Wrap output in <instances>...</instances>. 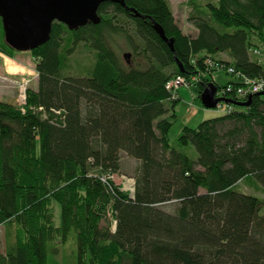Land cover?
I'll use <instances>...</instances> for the list:
<instances>
[{"label":"trees","instance_id":"obj_1","mask_svg":"<svg viewBox=\"0 0 264 264\" xmlns=\"http://www.w3.org/2000/svg\"><path fill=\"white\" fill-rule=\"evenodd\" d=\"M124 2L143 18L104 2L97 24L70 30L54 21L48 40L30 50L37 88L26 89L22 105L0 101V264H57L69 238L75 264H264V197L235 188L253 181L264 189V96L227 92L250 103L184 125L174 146L168 132L180 98L167 87L194 77L199 98L215 82L206 59L264 77L250 52L261 48L255 40L264 47V0H188L194 34L168 0ZM118 37L134 64L117 51ZM78 45L92 59L71 75ZM15 51L2 30L0 52ZM229 84L238 82L218 86ZM121 154L136 160L133 176L121 173ZM115 174L134 179L132 197Z\"/></svg>","mask_w":264,"mask_h":264},{"label":"rangeland","instance_id":"obj_2","mask_svg":"<svg viewBox=\"0 0 264 264\" xmlns=\"http://www.w3.org/2000/svg\"><path fill=\"white\" fill-rule=\"evenodd\" d=\"M178 25L182 28V30L189 34H194L196 32L195 27L189 22L188 15L191 11V7L187 4L188 0H168ZM200 3L216 2L217 0H198ZM2 25L0 22V37H2ZM255 42L261 47L257 40ZM116 49L119 54L124 58L126 63L134 64V57H124V55L130 54L131 49L128 46V43L124 38L118 37L116 38ZM77 52L74 53L71 59H69V69L66 70V73L71 75H82L84 74L87 65H89V61L92 59V55L90 53H85V51L80 50V45L76 48ZM0 55L3 57L5 61V65L10 68L14 73L11 75L3 74L0 70V101L14 102L19 105H22V97L27 88H37V74L35 70L36 59L31 54L29 50H16L13 56ZM255 59H259L258 55H251ZM1 62V60H0ZM143 62V61H142ZM213 80L218 85H223L229 80H232V75L227 74L224 69H218L212 73ZM21 77V78H19ZM27 82V83H26ZM26 85H25V84ZM180 92L179 97L180 100L175 106V114L176 118L168 132V139L171 144L175 146L176 138L178 134L181 132V129L184 125L189 127H197V125L205 119L217 117L223 115L226 110V104L221 103L215 108H205L200 99L196 97V93L193 87L187 86H179ZM264 96V95H263ZM190 156L195 157L196 151L193 146H189L183 148ZM198 153V152H197ZM121 173L127 175H134V165L136 164V160L132 157L125 156L121 154ZM113 180L116 183L125 184L128 182V178L120 177L118 174L113 176ZM122 180V182H121ZM121 185V184H120ZM238 190L247 193H255V195L259 197H264V189L259 186L257 183L250 182H241L238 186L235 187ZM51 210L54 217V224L59 226L61 223L60 217V205L56 201H51ZM167 210H171V207H167ZM3 227L0 226V247L3 250L4 247V237H3ZM61 246V245H60ZM75 250V243L73 238H69L65 245L60 247V252L57 256H55L54 261L57 264H75L73 261V252Z\"/></svg>","mask_w":264,"mask_h":264},{"label":"water","instance_id":"obj_3","mask_svg":"<svg viewBox=\"0 0 264 264\" xmlns=\"http://www.w3.org/2000/svg\"><path fill=\"white\" fill-rule=\"evenodd\" d=\"M104 2L119 3L133 16H144L136 9L127 7L124 0H0L4 40L15 50L30 51L48 40L54 21L64 24L70 30L87 23H99L98 7ZM148 19L160 38L173 50V41L166 37L161 25L150 17ZM216 93L217 86L211 82L201 91L199 99L205 108H215L220 102L247 106L251 100L249 96L247 101H233L217 97ZM257 95H264V91Z\"/></svg>","mask_w":264,"mask_h":264},{"label":"built area","instance_id":"obj_4","mask_svg":"<svg viewBox=\"0 0 264 264\" xmlns=\"http://www.w3.org/2000/svg\"><path fill=\"white\" fill-rule=\"evenodd\" d=\"M250 52L252 55H257V56L259 55L260 56V58L258 59V62L261 64L262 68L264 69V47L263 48L252 47L250 49ZM206 63H207L208 68H211V70L213 69L214 71H216L218 69H224L227 74L232 75V77H233L232 80L238 82V85L229 84L225 88L219 87L218 85L215 84V82H212L214 85L217 86V93H216L217 97H224V98L231 99V97L227 95V92H228V93L234 95L235 100H240V99H242L248 95L257 94L258 92L264 91V77L263 76L249 77V76L241 73L240 71L236 70L233 66H226L223 63L213 62L210 59H206ZM203 76L207 77L209 75H208V73H206V74H203ZM195 80L196 79L193 77L190 79V82H189V80L185 79L182 76H176L174 79L170 80L167 83V87L169 89H172L175 92L177 90V88L181 85L187 86V87H192L191 83L194 82ZM25 99H26V96H25V92H24L21 103L24 104ZM221 103L226 104V110L230 109L228 104H231V103L220 102L218 105H220ZM120 177H125V178L127 177L128 178V182L126 181L125 184L120 183L121 184L120 187L122 190L127 191L130 194V196L132 197L133 191H134V179L131 177L125 176V175H121ZM121 182H122V180H121ZM115 224H116L115 220H112V224H111L112 230H114Z\"/></svg>","mask_w":264,"mask_h":264},{"label":"crops","instance_id":"obj_5","mask_svg":"<svg viewBox=\"0 0 264 264\" xmlns=\"http://www.w3.org/2000/svg\"><path fill=\"white\" fill-rule=\"evenodd\" d=\"M2 54V53H1ZM3 55V54H2ZM224 57H226L227 58V56L225 55V54H222V58H224ZM0 60H1V62H0V70L2 71V73L3 74H7V75H11V73H14L10 68H8L6 65H5V61H4V59H3V57L0 55ZM12 76V75H11ZM19 78H21V77H19ZM180 87H178L177 88V90H176V92H177V96L179 97L180 95H179V92H180ZM180 98V97H179Z\"/></svg>","mask_w":264,"mask_h":264},{"label":"flooded vegetation","instance_id":"obj_6","mask_svg":"<svg viewBox=\"0 0 264 264\" xmlns=\"http://www.w3.org/2000/svg\"><path fill=\"white\" fill-rule=\"evenodd\" d=\"M121 15L124 16V17L127 16V15H125V14H121Z\"/></svg>","mask_w":264,"mask_h":264}]
</instances>
